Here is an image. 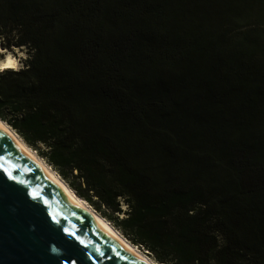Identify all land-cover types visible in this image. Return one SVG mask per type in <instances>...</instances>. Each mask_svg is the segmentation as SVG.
<instances>
[{
    "label": "trees",
    "instance_id": "obj_1",
    "mask_svg": "<svg viewBox=\"0 0 264 264\" xmlns=\"http://www.w3.org/2000/svg\"><path fill=\"white\" fill-rule=\"evenodd\" d=\"M0 120L156 264H264V0H0Z\"/></svg>",
    "mask_w": 264,
    "mask_h": 264
},
{
    "label": "water",
    "instance_id": "obj_2",
    "mask_svg": "<svg viewBox=\"0 0 264 264\" xmlns=\"http://www.w3.org/2000/svg\"><path fill=\"white\" fill-rule=\"evenodd\" d=\"M0 264H139L0 132Z\"/></svg>",
    "mask_w": 264,
    "mask_h": 264
},
{
    "label": "bare ground",
    "instance_id": "obj_3",
    "mask_svg": "<svg viewBox=\"0 0 264 264\" xmlns=\"http://www.w3.org/2000/svg\"><path fill=\"white\" fill-rule=\"evenodd\" d=\"M2 52L0 48V53ZM17 59L11 54H5L0 61V71L4 69H15ZM0 132L23 153L36 169L60 191L70 202H72L81 212H83L92 222H94L104 233H106L115 243H117L126 253H128L139 264H156L149 260L144 254L136 250L131 244L123 239L106 221L98 216L89 206L79 199L59 178L45 165L12 131L0 120Z\"/></svg>",
    "mask_w": 264,
    "mask_h": 264
},
{
    "label": "rangeland",
    "instance_id": "obj_4",
    "mask_svg": "<svg viewBox=\"0 0 264 264\" xmlns=\"http://www.w3.org/2000/svg\"><path fill=\"white\" fill-rule=\"evenodd\" d=\"M0 48L2 50V52L0 53V61L5 56V54H11L12 56H14L17 59V65L15 66V69L21 68V66H22L21 60L24 61L27 58L26 49L12 48L11 50H5L3 47H1V45H0ZM31 151L36 155V153L33 150H31Z\"/></svg>",
    "mask_w": 264,
    "mask_h": 264
}]
</instances>
